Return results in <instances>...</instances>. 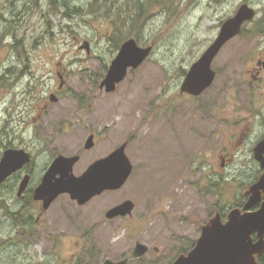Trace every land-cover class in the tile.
<instances>
[{"label": "rangeland", "instance_id": "1", "mask_svg": "<svg viewBox=\"0 0 264 264\" xmlns=\"http://www.w3.org/2000/svg\"><path fill=\"white\" fill-rule=\"evenodd\" d=\"M94 1L0 0V141L8 146L15 129L19 138L16 141L28 145L35 132H29L23 120L27 100L29 108L41 104L38 98H48L51 92L59 91V72L66 85L60 104L74 105L72 96L84 94L88 99L93 97L97 105L117 108L113 118L114 148L120 147L134 131L138 133L131 156L138 173L119 193L136 198L140 209L160 210L156 232L165 244L162 245L188 236L198 240L200 227L214 217L215 204L228 207L242 200L260 178V167L256 161L244 159L227 161L230 164L221 167L213 151L229 145L235 120L230 107L235 104L228 99H235L228 91L223 92L219 80L208 94L197 99L182 94L183 70L201 56L219 34L220 24L233 17L244 2L256 10L257 19L252 24H264V0H163L169 10L162 6L153 8L151 15L142 19L143 31L136 39L142 47L153 46L150 59L131 70L111 93L99 91L97 85L124 42L116 48L113 37L121 33L113 31L110 19L108 24L104 18L88 13ZM113 1V8L127 7V0ZM75 9L83 12L71 16ZM123 31L127 34L126 29ZM243 40L229 43L220 59L241 56L242 51L255 49L259 41L257 37L250 43ZM85 41L90 43V53L81 48ZM21 77L26 80L15 91ZM28 84L33 88L27 92ZM207 104L216 106L215 118L209 124L204 123L200 108ZM150 105L157 106L156 117V108L149 116ZM207 136L214 142L206 156L203 148ZM112 199V203L118 201L114 196ZM61 201L45 216L46 220L35 224L18 226L0 215V264H42L49 251L44 229L49 233L53 226L48 217L53 221L58 216H74L68 201ZM54 223L62 228L61 220ZM136 227L113 225L109 232V257L120 259L129 253L140 233ZM145 237L147 234L142 240L148 241ZM143 261L132 264H148L149 260Z\"/></svg>", "mask_w": 264, "mask_h": 264}, {"label": "flooded vegetation", "instance_id": "2", "mask_svg": "<svg viewBox=\"0 0 264 264\" xmlns=\"http://www.w3.org/2000/svg\"><path fill=\"white\" fill-rule=\"evenodd\" d=\"M256 19L257 16L252 20L245 21L241 32L231 38L214 58L212 69L215 71V78L208 89L200 95H191L182 91L181 93L197 99L204 94H208L215 87L217 80L222 82L221 89L223 92L228 91L231 97L235 99V101L228 99L235 104L233 107L229 106L232 117L235 120L233 121L234 128L229 145L221 149L216 148L213 151V156L221 161V167H227V165L237 159L254 160L259 164L258 174L260 172V176H262L264 169L259 162L257 148L264 140V24H252ZM225 21L218 27L220 31ZM218 33L220 32L218 31ZM218 35L216 34L208 43L204 52ZM256 37L259 41L255 49L244 51L245 53L242 51L241 56H235L230 60L220 59L224 49L232 41L244 38L250 43ZM238 54L239 52H237ZM201 56L191 62L188 70H183L184 79L192 65ZM57 76L61 80L58 84L59 91L51 92L48 98H38L41 104L30 105L29 108V100H27L24 110L26 114L23 120L27 125L26 129L31 133L33 130L35 132L34 136L31 135L29 137L28 145H24L22 140L20 142L16 141L19 138L17 137V130L14 129L13 132H15L12 135L10 133V144L0 150V160L4 151L9 148L25 149L30 155V161L0 185V215L12 224H35L44 219L46 220L45 216L56 204L62 202L61 200L68 201L74 209L73 217L61 218L58 216L52 218L53 221H51V216H49L48 218L50 219H47L48 223H53V226L50 227L49 230L51 232L49 233L44 229L46 241L49 244V251L45 254L42 264H109V260L115 263L126 260V264H132L134 261L144 262L143 259L149 260L148 264H174L181 255L189 254L197 245V240L194 241L193 238L188 236L179 238V241L171 245L163 246L165 244L160 241L159 232H156L160 210L149 207L140 209L141 204L136 198L130 197L129 194L119 193L125 190L131 178L138 173V169L131 157L133 142L138 137L136 131L128 135L127 139L122 143V145L126 144L125 151L133 165V171L122 187L107 189L85 203L72 199L69 194H61L48 208H45L42 200L35 199V190L52 164L60 156L77 157L72 172L76 176H81L94 162L109 156L118 147H113V136L115 133L113 118L116 115L117 108L97 105L93 103V97L88 99L84 94H74L72 96L75 100L74 105L60 104L64 100L66 85L62 74L58 72ZM222 77L225 78L223 81L221 80ZM23 78L21 77L17 81L15 91L22 87L23 82L26 80ZM102 81L97 86L99 91L106 92L101 87ZM121 83L117 85V88ZM30 85L28 84L30 89L27 92L33 88ZM39 100L36 103H39ZM215 107L212 104L200 107L203 112L204 123L209 124V121L215 118ZM155 108L156 110L153 112L152 110ZM147 112L149 116L153 112V117H156L158 108L150 105ZM220 114L221 111L218 112V118ZM226 118L230 120L229 116ZM15 120L17 121V119ZM143 120L144 118L141 122ZM69 134L72 136L66 139V135L70 136ZM214 134L218 138L217 133L215 132ZM205 140L206 148H203V150H205V155L207 156L210 151V143L214 141L210 142L209 136ZM108 148L109 150H107ZM227 161L230 163L228 164ZM56 175L60 176L61 172ZM27 176H29V183L26 189L19 193L22 181ZM113 196L118 200L116 203H112ZM249 196L250 194L246 193L242 200L228 207L221 206L220 202H217L214 206V217L219 214L222 221L226 222L232 209L240 208L242 212H246L244 205L248 201ZM263 199L264 192L262 193ZM127 201H131L133 204L130 212L126 215L109 217L108 213L111 209ZM260 206L261 202L251 210L257 211ZM57 219L63 222L62 228L55 226L54 220ZM210 220L205 222L204 225L209 223ZM114 224L127 226L135 224L137 231L140 232L139 236L135 237V244L128 253L130 257L128 254L120 259L109 257V232L113 230ZM204 225L200 227L201 233ZM131 228L132 226L129 227L130 230ZM28 231L31 234L33 233V230ZM146 234L148 237L145 238L148 241L142 240V237ZM253 238L254 241L258 239L257 233L253 234ZM138 243H142L147 249L142 255L136 257L134 253ZM256 260L260 264H264V251L256 254Z\"/></svg>", "mask_w": 264, "mask_h": 264}, {"label": "water", "instance_id": "3", "mask_svg": "<svg viewBox=\"0 0 264 264\" xmlns=\"http://www.w3.org/2000/svg\"><path fill=\"white\" fill-rule=\"evenodd\" d=\"M256 10L249 4H242L236 14L222 26L218 37L192 65L181 87L182 92L200 95L208 89L215 78L212 62L223 46L242 30L245 21L252 20ZM81 48L91 52L90 43L85 41ZM152 46L142 47L135 38L127 39L120 47L117 56L109 66L101 83L106 92H114L117 85L128 75L130 69H137L151 55ZM126 144L121 145L109 156L94 162L81 176L73 174V165L77 157L60 156L43 177L35 190V199L42 200L45 208L61 194H69L72 199L85 203L107 189L122 187L133 171V165L126 154ZM258 159L264 169V140L257 148ZM30 161L25 149L9 148L0 160V185L13 173ZM61 172L60 176L56 174ZM29 183V176L22 181V193ZM250 196L242 212L240 208L230 211L228 220L223 222L218 214L202 227V234L195 248L187 255H181L174 264H260L256 254L264 251V174L251 185ZM261 202L257 211L251 209ZM131 201L115 206L108 213L109 217L126 215L132 210ZM258 239L254 241L253 234ZM147 249L138 243L134 255H142ZM109 264H126V260Z\"/></svg>", "mask_w": 264, "mask_h": 264}, {"label": "trees", "instance_id": "4", "mask_svg": "<svg viewBox=\"0 0 264 264\" xmlns=\"http://www.w3.org/2000/svg\"><path fill=\"white\" fill-rule=\"evenodd\" d=\"M114 4L115 1L113 0L110 3L107 1L102 2L101 0H95L91 4L92 6L88 13L94 15V17L97 16L104 18L103 20L108 22V24L110 19V23L113 26V31H119L121 33V36H117L115 34L116 37H113L115 44L114 46L116 48H119L123 42L134 36L136 37V39H140V34L142 33L144 27V22L142 19H147V17L151 15L150 13L153 8L162 6L165 9H168L170 7L169 4H166L165 7L163 0H127V7L125 8H113ZM79 12L83 11H79L78 9L72 10L71 16H74ZM118 21H121V23H119ZM123 28L126 29L127 34H124L125 31H123ZM6 147L7 145H5V142L0 141V150Z\"/></svg>", "mask_w": 264, "mask_h": 264}]
</instances>
